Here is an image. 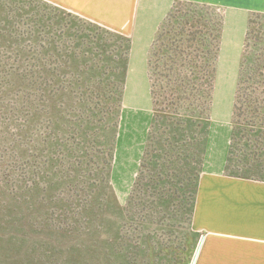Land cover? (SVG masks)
<instances>
[{
	"label": "trees",
	"instance_id": "1",
	"mask_svg": "<svg viewBox=\"0 0 264 264\" xmlns=\"http://www.w3.org/2000/svg\"><path fill=\"white\" fill-rule=\"evenodd\" d=\"M32 12L29 22L38 32L31 39L36 34L37 44L43 33L33 64L24 65L25 57L13 49L19 42L15 24L6 32L0 23V128L2 113L9 123L4 125L7 146L0 142V166L9 181L15 179L5 192L9 204L0 201V264H190L199 242L192 222L223 14L179 1L160 23L147 54L152 116L129 194L119 206L109 174L130 42L118 37L120 43L107 51L105 43L75 35L80 44L67 58L82 53L90 58L86 64L100 60V78L108 79L72 86L64 80V66L48 68L50 57L63 58L62 37L72 35H65V25L53 28L47 15L35 20ZM57 30L58 44L52 37ZM1 45L11 47L4 53ZM73 71L70 80L91 74ZM10 98L14 104H4ZM224 171L264 181V16L256 13L249 14L239 60ZM105 189L112 204L103 196ZM171 206L182 231L170 221L173 215L162 217ZM110 208L116 213L113 224L106 220Z\"/></svg>",
	"mask_w": 264,
	"mask_h": 264
},
{
	"label": "crops",
	"instance_id": "2",
	"mask_svg": "<svg viewBox=\"0 0 264 264\" xmlns=\"http://www.w3.org/2000/svg\"><path fill=\"white\" fill-rule=\"evenodd\" d=\"M42 1L129 40L130 50L126 63L122 109H125L123 103L127 97H132L128 89H133L136 82L129 76L130 55L132 57L134 52L143 53L146 63L145 77L148 81L147 54L149 48L160 23L176 2H192L214 7L223 14V29L229 16L247 19L252 12L264 14V0ZM243 42L244 39L242 48ZM141 82H143L142 79ZM215 94L216 78L211 128L203 170L198 182L192 222L193 230L199 234V241L202 242L195 264H264V181L236 178L224 174L231 135V112H229L228 119L221 120L215 116L213 108ZM144 108L143 112L149 121L144 124L143 141L152 116L151 105ZM137 111L141 112V110H134V112ZM131 115L136 119L135 113ZM215 141L221 144L219 150L213 148L212 144ZM143 145L144 142L140 147V156Z\"/></svg>",
	"mask_w": 264,
	"mask_h": 264
},
{
	"label": "rangeland",
	"instance_id": "3",
	"mask_svg": "<svg viewBox=\"0 0 264 264\" xmlns=\"http://www.w3.org/2000/svg\"><path fill=\"white\" fill-rule=\"evenodd\" d=\"M17 1V2H16ZM39 1V2H37ZM184 3V2H182ZM7 4V7L4 8V5ZM15 4V5H13ZM0 23L3 24L1 29L4 27H7L6 32L10 29V27L15 24V29H13V34L15 35V39L17 38L19 42L15 47H13L14 51H18L20 54H22L25 57L24 65H30L35 62V55L36 53L41 51L40 48V40L43 44L42 35L43 33H40V40L39 44L35 43V36L34 39H31V33L33 31L38 32L37 26L31 24L29 21L31 20L29 18L30 13L32 12V9L35 11V20L39 17V15H47L48 19L51 21L53 28L58 29L60 28V25H65L66 36H71L72 38H67L65 36L62 37V40L64 41L65 50L62 52V59H59L57 57L49 58L48 68L51 70H54L57 66H64L65 73L67 74L64 78L65 82H69L72 86L81 85L82 82L86 83L87 85L92 84H98L102 80L105 82L106 78H100V73L103 71L99 70L103 68V63L101 61H93L89 64H86L85 62H89V57H84L82 53H79L78 59H68V55H70L72 52V48L79 45L80 42L78 39L75 38V35H77V38L79 37H85V38H93L94 41H101L105 43L107 46V51L111 47L117 46L120 42L118 40L119 35L109 32L108 30H105L97 25H94L92 23L86 22L84 20H81L75 16H73L70 13H67L63 10H53L51 9L49 4L46 2H43L42 0H0ZM49 5V6H48ZM213 8V7H212ZM256 13V12H252ZM261 16H264V14L256 13ZM248 18H242V17H233L229 16L227 18L224 29H223V35H222V41H221V49H220V58L218 62V68L216 72V94H215V105L213 106L215 116L218 117L221 120L228 119L229 112L232 110V96L235 89L236 84V78H237V71L239 66V60L241 56V48H242V41L245 36V30L247 26ZM29 22V25H27ZM10 25V27H8ZM15 32V33H14ZM35 32V33H36ZM68 32L70 34H68ZM12 33V31H11ZM60 33L57 31L53 32V38L56 40L57 44L59 43L58 37ZM70 39V40H69ZM69 40V41H68ZM53 41V39H52ZM68 44L69 52L66 51V45ZM84 45L85 42H83V46L81 48V52L84 51ZM99 45V44H98ZM11 47V45H10ZM10 47H6L1 45V50L9 49ZM61 47V45H60ZM59 48V47H58ZM9 51V50H8ZM55 52H57V48L50 50V53L52 56H54ZM3 53V54H4ZM9 53H11L9 51ZM99 56V54H97ZM96 56V57H97ZM131 58V66H130V73L129 76L131 78H134L136 82L134 83L135 87L133 89H128L130 93H132V97L128 98L124 101L123 105L125 109H120V112L118 114V126H117V132H116V141H115V153H114V160L112 164V170L109 174L110 176V184H111V190L114 193V198H116V201L119 206H123L127 196L129 194L132 182L134 180L136 169L138 165V159L140 156V147L141 144L144 142V124L147 123L148 117L146 114H144L143 110L144 107L151 105V98H150V91H149V83L145 77L146 73V63L144 62V56L143 53L134 52ZM66 59H68L66 61ZM101 59V57H100ZM20 65V64H18ZM97 66V68L94 70L91 68V66ZM86 67V68H85ZM20 68V66H19ZM23 68H26L25 66ZM20 68V69H23ZM85 68V69H84ZM75 71H86L91 74H85L83 76H80L79 80H77L74 77L68 76V72ZM87 69H90L89 71ZM97 70V71H96ZM93 71V73H92ZM56 72V71H55ZM141 79L143 82H141ZM56 81V77H55ZM111 82V80H110ZM58 100L59 98L56 97ZM77 99L78 94L75 95L73 100L75 101L77 105ZM4 104L6 105H13L14 99H4ZM66 99L62 100L61 103L65 105ZM58 104V103H57ZM141 110V112H134V110ZM123 110V111H122ZM135 113L136 119L133 117V114ZM2 120L3 125L2 129L0 128V132L2 135H0V142H2L1 146H7L8 138L4 134V125L6 124L8 126L9 123L8 117L5 113H2ZM146 119V121H145ZM1 127V124H0ZM211 128V125H210ZM9 132L11 131V127L9 129ZM213 148L215 150H219V147L221 146L219 141H215V143L212 144ZM229 149V145H228ZM228 151V150H227ZM228 154V152H227ZM225 173V171H224ZM12 180H15L14 178H11L9 181V175L8 173L4 172L2 167L0 166V201L2 200L4 206L6 204H9V194L5 193L10 187L9 182ZM11 188H18L17 186H12ZM7 189V190H6ZM108 197V199L111 201L110 204H112L113 200L111 199L109 190H106L102 192ZM175 204V203H174ZM177 204V202H176ZM173 206H171L169 213H166V211L162 214V217L167 218V216L173 215L174 218H172L170 221L174 222V228L176 230H181V227L179 226V221L176 219L177 212L172 211ZM175 210V209H174ZM176 212V213H174ZM114 209L110 208L108 212L106 213V220L113 224L115 223L116 216H115ZM177 227V228H176ZM180 231V232H181ZM105 235H108L107 233H103ZM165 234H162V237ZM104 236V235H103ZM158 236L161 237L160 232L158 233ZM106 237V236H105ZM159 239V238H158ZM73 240V239H72ZM135 240V239H134ZM199 243V242H198ZM197 248V247H196ZM195 254V251H194Z\"/></svg>",
	"mask_w": 264,
	"mask_h": 264
},
{
	"label": "water",
	"instance_id": "4",
	"mask_svg": "<svg viewBox=\"0 0 264 264\" xmlns=\"http://www.w3.org/2000/svg\"><path fill=\"white\" fill-rule=\"evenodd\" d=\"M201 243H202V242H201V240H200L199 243H198V245H197V248H196V250H195V254H194V256H193L192 261H191L190 264H195V262H196V260H197V256H198V253H199V249H200Z\"/></svg>",
	"mask_w": 264,
	"mask_h": 264
}]
</instances>
